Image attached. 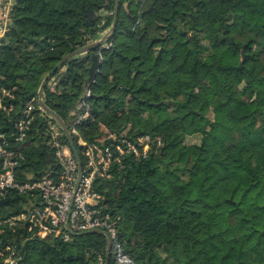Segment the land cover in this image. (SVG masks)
Returning <instances> with one entry per match:
<instances>
[{"label": "trees", "instance_id": "obj_1", "mask_svg": "<svg viewBox=\"0 0 264 264\" xmlns=\"http://www.w3.org/2000/svg\"><path fill=\"white\" fill-rule=\"evenodd\" d=\"M115 4L14 0L0 39V93L9 91L0 133L22 148L19 179L58 166L45 117L21 143L17 120L65 55L111 27ZM94 52L93 72L91 52L64 63L53 76L67 75L47 84L45 103L69 130L88 111L76 125L88 142L106 141L105 129L163 139L146 157L124 155L95 181L120 216L110 256L102 232L63 240L8 226L0 252L15 245L17 264H264V0H121L114 33ZM195 134L200 140L188 143ZM26 200L9 190L0 213H17Z\"/></svg>", "mask_w": 264, "mask_h": 264}, {"label": "built area", "instance_id": "obj_2", "mask_svg": "<svg viewBox=\"0 0 264 264\" xmlns=\"http://www.w3.org/2000/svg\"><path fill=\"white\" fill-rule=\"evenodd\" d=\"M13 4L14 0H2L0 32L3 35L9 30ZM56 81L57 78L52 76L48 85H54ZM1 92L0 107L6 108L2 98L8 95L9 91L2 89ZM39 114L45 117L44 134L52 146L53 159L58 169L48 170L38 177L28 175L26 179H19L17 167L20 160L25 158L22 148L12 147L6 135L0 133V200L12 189L27 196L26 202L17 213H0V231H5V226H8L13 231L22 228L30 236L43 238L56 235L63 240H69L73 236L72 232L83 233L97 229L107 232L113 241L117 237L120 216L107 209L105 197L95 188V181L109 176L112 166L121 163L126 154L146 157L153 146L162 145V137H155L150 133L128 137L105 129L106 141L101 139L88 142L76 128L82 118L89 116V112L85 111L74 120L70 130L71 134L76 135L80 146V151L77 149L82 159L80 173L78 159L69 142L63 138V129L58 121L39 105L38 98H32L27 103L23 116L17 120L15 142L25 141ZM17 251L15 245L7 243L0 252L4 256L3 264H17ZM127 259L125 254L120 256L122 261Z\"/></svg>", "mask_w": 264, "mask_h": 264}, {"label": "water", "instance_id": "obj_3", "mask_svg": "<svg viewBox=\"0 0 264 264\" xmlns=\"http://www.w3.org/2000/svg\"><path fill=\"white\" fill-rule=\"evenodd\" d=\"M120 1L121 0H116V5H115V18H114V21L111 25V27L109 28V30L104 33L103 35H101V37H99L98 39L90 42V43H87L86 45L76 49L75 51L71 52V53H68L67 55H65L63 57V59L56 65V67L54 68L53 71H51L49 74H47L42 83H41V86L38 90V101H39V105L48 113H50L57 121L58 123L60 124L61 128L63 129L66 137H67V140L69 142V145L72 149V151L74 152V154L76 155L77 159H78V162H79V170H80V173L82 172V159L80 157V154L77 150V147H76V144H75V141H74V138L69 130V127L68 125L65 123V121L59 116L58 113H56L53 109H51L44 101L43 99V92H44V89L45 87L47 86L48 84V81L49 79L59 70L63 67L64 63L71 57L73 56H76V55H83L85 53H88V52H91V55H92V59H93V63L91 65V72H93L94 68L97 66V63L99 61V56L98 54H96L94 52L95 49L99 48L100 46L104 45L105 42H107L112 34L114 33L115 31V28H116V25H117V22H118V10H119V5H120ZM90 13L94 16L95 15V12L93 11H90ZM5 37L3 36L2 37V40H4ZM30 39H32L30 37ZM67 75V72L65 71L61 77L59 78L57 84H59L64 78L65 76ZM51 155V158L53 159V156H52V153H50ZM93 232H102L103 234L106 235L107 237V241H108V244H107V257L110 256V252H111V248H112V240H111V237L110 235L107 233V232H104V231H101V230H93ZM78 234H82V233H75V232H72V235L75 236V235H78ZM69 259H71V256L68 257ZM105 264H108V260L106 261Z\"/></svg>", "mask_w": 264, "mask_h": 264}, {"label": "rangeland", "instance_id": "obj_4", "mask_svg": "<svg viewBox=\"0 0 264 264\" xmlns=\"http://www.w3.org/2000/svg\"><path fill=\"white\" fill-rule=\"evenodd\" d=\"M109 29H107L104 33H106L107 31H108ZM103 33V34H104ZM104 44H106V42L104 43ZM55 77V76H54ZM58 82V80L56 81V83ZM55 83V84H56ZM55 84L53 85V84H50V86L52 87V88H54V86H55ZM53 85V86H52ZM200 140V136L198 135V134H195V135H191V136H188L187 138H186V141L188 142V143H192V142H198Z\"/></svg>", "mask_w": 264, "mask_h": 264}, {"label": "crops", "instance_id": "obj_5", "mask_svg": "<svg viewBox=\"0 0 264 264\" xmlns=\"http://www.w3.org/2000/svg\"><path fill=\"white\" fill-rule=\"evenodd\" d=\"M1 6H2V0H0V21H1ZM4 35L0 32V39H2Z\"/></svg>", "mask_w": 264, "mask_h": 264}, {"label": "flooded vegetation", "instance_id": "obj_6", "mask_svg": "<svg viewBox=\"0 0 264 264\" xmlns=\"http://www.w3.org/2000/svg\"><path fill=\"white\" fill-rule=\"evenodd\" d=\"M115 5H116V4H115ZM97 13L99 14V13H101V11L99 10ZM97 13H95L94 16L90 13V17H92V18H96V17H97Z\"/></svg>", "mask_w": 264, "mask_h": 264}]
</instances>
